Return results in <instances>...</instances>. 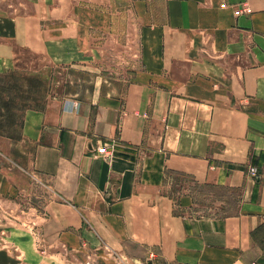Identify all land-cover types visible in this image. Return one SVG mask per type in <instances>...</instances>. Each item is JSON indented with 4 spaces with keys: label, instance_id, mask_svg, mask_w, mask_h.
Instances as JSON below:
<instances>
[{
    "label": "crops",
    "instance_id": "crops-1",
    "mask_svg": "<svg viewBox=\"0 0 264 264\" xmlns=\"http://www.w3.org/2000/svg\"><path fill=\"white\" fill-rule=\"evenodd\" d=\"M17 6L0 12V73L108 44L133 61L119 90L25 109L27 163L0 144V200L35 198L0 206V264L264 263V0Z\"/></svg>",
    "mask_w": 264,
    "mask_h": 264
},
{
    "label": "rangeland",
    "instance_id": "rangeland-1",
    "mask_svg": "<svg viewBox=\"0 0 264 264\" xmlns=\"http://www.w3.org/2000/svg\"><path fill=\"white\" fill-rule=\"evenodd\" d=\"M20 1L0 0V12L12 11ZM125 47L128 49L125 45L115 50L108 44L93 61L88 62L85 57L84 62L65 66H53L41 55L32 52L17 53L16 67L0 73V144L4 143L7 147L10 142L11 155L15 160L21 164L27 163L33 148L21 140V120L25 109L40 107L50 95L88 98L97 89L119 90L123 86L119 78L129 75L133 61V56L124 50ZM34 199H4L0 200V206L6 208L15 203L22 209ZM213 205L221 203L215 202ZM6 212L0 209L3 220L6 219ZM12 214L17 216L16 213Z\"/></svg>",
    "mask_w": 264,
    "mask_h": 264
},
{
    "label": "built area",
    "instance_id": "built-area-1",
    "mask_svg": "<svg viewBox=\"0 0 264 264\" xmlns=\"http://www.w3.org/2000/svg\"><path fill=\"white\" fill-rule=\"evenodd\" d=\"M224 5V4H222ZM71 106L74 105V102H70ZM96 154L102 156L105 159H111L114 156V144H101L96 147L95 150ZM248 174L253 178L256 179L259 177V171L255 166H249L247 169ZM248 264H264L260 262H250Z\"/></svg>",
    "mask_w": 264,
    "mask_h": 264
}]
</instances>
